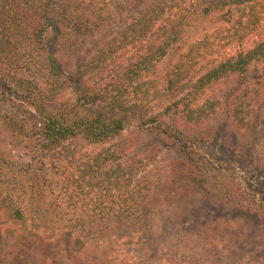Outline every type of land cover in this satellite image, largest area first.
<instances>
[{
    "label": "trees",
    "instance_id": "1",
    "mask_svg": "<svg viewBox=\"0 0 264 264\" xmlns=\"http://www.w3.org/2000/svg\"><path fill=\"white\" fill-rule=\"evenodd\" d=\"M124 2L0 0V127L30 152L27 160L0 154V203L27 245L47 230L44 211L63 224L74 220L63 230L74 242L68 255L90 237L93 222L110 227L147 217L154 181L140 161L129 159L130 142L121 136L127 126L173 136L200 183L193 173L200 161L187 148L183 123L163 128V118L173 113L200 125L232 100L234 120L247 123L251 85L240 81L225 98L213 91L250 66L264 65V0H144L138 14L111 30L67 77L48 41L81 46L113 24L114 8ZM209 14L223 22L177 53L166 85L157 86L161 61L179 49L198 15ZM86 145L97 149L82 152ZM49 168L74 172L60 183L47 175ZM56 187L94 213L73 217L76 207L62 205ZM252 189L243 207L254 208L264 228V200L256 201ZM44 195L55 196L49 208L36 204ZM10 256L0 219V264H10Z\"/></svg>",
    "mask_w": 264,
    "mask_h": 264
},
{
    "label": "rangeland",
    "instance_id": "2",
    "mask_svg": "<svg viewBox=\"0 0 264 264\" xmlns=\"http://www.w3.org/2000/svg\"><path fill=\"white\" fill-rule=\"evenodd\" d=\"M143 5L144 0H128L123 7L116 6L113 24L82 40L81 46L69 48L58 42L56 45L54 39H50L49 47L56 52L58 65L66 76L73 78L86 57L107 40L111 30L138 14ZM222 22L219 15H198L187 29L179 49L161 61L155 77L157 86L166 85L167 71L177 53ZM240 81L253 89L247 98L251 110L245 125L234 120L232 100L200 125L185 123L173 113L162 120L163 128L169 124L175 129L183 123L184 136L189 139L187 148L194 159L200 161L193 167L200 183L195 182L191 169L184 165L178 140L152 126L153 131H150L133 123L121 136L130 142L129 159L140 161L142 171L154 181L147 217L110 227L103 222H93L90 237L78 251L68 255L67 249L73 247L74 242L65 239L63 230L74 220L63 224L44 211L47 230L37 241L27 245L0 203V219L7 234V249L11 252L9 263L264 264V228L255 216V209L248 211L243 207L249 205L246 203L251 188L256 201L264 200V65L250 66L213 92L225 98V93L227 95ZM96 149L86 145L81 151L91 153ZM0 154L13 160L30 158V152L5 126L0 127ZM71 172L74 170L62 172V168L58 171L49 168L47 175L64 183ZM57 187L55 193L64 199L60 203L67 209L76 207L73 217L94 213L90 211L92 206L77 199L73 205L68 198L70 195ZM238 192L242 195H236ZM54 200L55 196L44 195L36 204L49 208Z\"/></svg>",
    "mask_w": 264,
    "mask_h": 264
}]
</instances>
